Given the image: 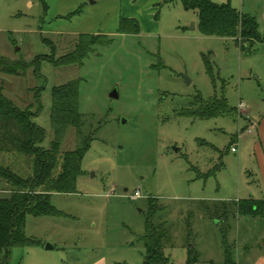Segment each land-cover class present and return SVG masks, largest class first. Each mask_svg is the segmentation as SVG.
<instances>
[{"label":"rangeland","instance_id":"374dc122","mask_svg":"<svg viewBox=\"0 0 264 264\" xmlns=\"http://www.w3.org/2000/svg\"><path fill=\"white\" fill-rule=\"evenodd\" d=\"M211 1L254 15L258 23L264 16V0ZM122 18L137 19L140 32H119ZM259 26L261 33L264 23ZM84 33L112 42L95 45L82 65L45 61L40 77L33 68L1 74L3 94L21 108L37 110L34 90L45 87L35 118L47 132L44 148L54 139L52 88L78 80L82 130L93 137L77 192L52 195L59 215L27 214L28 241L12 248L6 264H143L151 206L154 222L165 224L164 251L172 264H186L191 247L199 264H225V226L218 220L228 212V240L235 247V205L252 190L247 151L234 142L246 112L264 99V52L203 34L198 11L181 0H0V54L12 63L52 54L44 38L64 55ZM211 98L225 99L229 112L180 114ZM78 141L77 129L70 128L62 151L74 150ZM1 163L22 175L31 172L29 158L18 153H3ZM5 189L0 181V197L9 195ZM137 190L141 197L133 198Z\"/></svg>","mask_w":264,"mask_h":264},{"label":"trees","instance_id":"16d2710c","mask_svg":"<svg viewBox=\"0 0 264 264\" xmlns=\"http://www.w3.org/2000/svg\"><path fill=\"white\" fill-rule=\"evenodd\" d=\"M181 1L186 9L198 11L200 30L205 35L235 39L242 49L248 43L253 45L256 42H264V35L260 33L259 23L254 15L242 13L230 4H216L211 0ZM119 32L139 33L140 24L135 18H122ZM43 42L52 47V54L38 55L31 62L22 60L12 63L10 59L0 54V181L4 182L5 190L9 192L8 196L0 197V251L4 252V264L9 261L15 245L28 241L24 235L27 214L59 215L60 211L51 202L52 195L77 192L78 177L83 173L82 161L93 137L84 135L82 130L84 115L79 111L78 80L52 88L50 121L54 139L49 148H44L42 143L47 132L35 122V118L42 112L41 95L45 87L33 89L37 110L33 105L21 108L3 94L4 79L1 78V74L24 75L29 68H33L35 75L40 77L42 63L45 61L55 67L82 65L84 59L95 51V45L110 44L112 40L102 34H80L73 49L61 56H57V47L54 43L47 38H44ZM197 105L193 104L180 114L196 118H213L229 112L225 99H204ZM72 127L77 129L78 144L74 150L62 151L65 137ZM7 152L29 158L31 172L22 175L10 166L2 164L1 155ZM235 208L239 215L264 217V199L240 200ZM154 213L155 209L151 206V212L145 222L146 232L143 235L146 250L143 264H172L164 251L167 236L165 224H156ZM227 215L226 211L218 222L225 226L222 232L225 262L235 264V247L229 243L227 229L229 225L225 222ZM198 260L196 249L191 247L186 264H196Z\"/></svg>","mask_w":264,"mask_h":264},{"label":"crops","instance_id":"0c3cea01","mask_svg":"<svg viewBox=\"0 0 264 264\" xmlns=\"http://www.w3.org/2000/svg\"><path fill=\"white\" fill-rule=\"evenodd\" d=\"M260 21L259 24L264 23V16ZM261 34L264 35V30ZM254 45L264 52V42H256ZM246 113V126L237 134L234 143L247 151L246 178L252 190L248 198L264 199V99L260 105ZM238 219V234L234 239L235 264H264V217L240 215ZM223 260L227 264L225 254ZM196 264H199V260Z\"/></svg>","mask_w":264,"mask_h":264},{"label":"built area","instance_id":"2783aa9c","mask_svg":"<svg viewBox=\"0 0 264 264\" xmlns=\"http://www.w3.org/2000/svg\"><path fill=\"white\" fill-rule=\"evenodd\" d=\"M240 107L241 108H244V105L243 104H240ZM235 147H233V149H234ZM132 197L133 198H139V197H141V193H140V191L139 190H137V191H135V193L132 195Z\"/></svg>","mask_w":264,"mask_h":264},{"label":"water","instance_id":"95a60500","mask_svg":"<svg viewBox=\"0 0 264 264\" xmlns=\"http://www.w3.org/2000/svg\"><path fill=\"white\" fill-rule=\"evenodd\" d=\"M19 48H17V50H18ZM111 97H113V98H117L118 97V92H117V90L116 89H114L113 91H112V93H111ZM52 246L49 244L48 245V248H51Z\"/></svg>","mask_w":264,"mask_h":264}]
</instances>
